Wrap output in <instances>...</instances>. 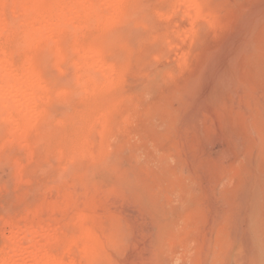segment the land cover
Wrapping results in <instances>:
<instances>
[{
  "label": "rangeland",
  "instance_id": "obj_1",
  "mask_svg": "<svg viewBox=\"0 0 264 264\" xmlns=\"http://www.w3.org/2000/svg\"><path fill=\"white\" fill-rule=\"evenodd\" d=\"M133 1L100 33L99 59L120 70L121 82L85 94L78 55L69 53L83 40L71 31L54 46L69 62L45 49L39 56L50 91L28 143L6 140L0 121V248L4 223L39 206L47 208L41 220L51 217L49 205L69 206L51 235L75 233V212L91 206L104 239L99 264H264V0H199L204 15L193 31L184 8L174 12L177 0ZM5 9L0 22L10 31L0 52L17 65L26 28L16 8ZM100 107L111 108L103 149L97 143L95 157L73 162L59 156Z\"/></svg>",
  "mask_w": 264,
  "mask_h": 264
},
{
  "label": "bare ground",
  "instance_id": "obj_2",
  "mask_svg": "<svg viewBox=\"0 0 264 264\" xmlns=\"http://www.w3.org/2000/svg\"><path fill=\"white\" fill-rule=\"evenodd\" d=\"M129 1L132 3L134 2L133 0H0V18L1 14L3 15V9L6 10V7L13 6V8H16L19 11L18 15L21 14L20 19H23V25L25 26L23 27L26 28L25 32L24 30L21 31L24 32L22 36L24 38L23 41L21 37H19V39L22 41V44L25 43L26 45V47L22 49L23 57L21 63L13 65L8 52H0V121L6 127V140L15 143L19 142V144H21L20 141L23 143H28L27 140L32 134L34 127L41 120L42 115L38 106L40 103L46 101L47 94L50 91L38 67L39 56L43 52L42 50L45 49L49 52H52L57 63L69 62L71 59L68 60L65 58L66 53L61 52V50L58 48H54L55 43L58 40L67 39V33L71 31L75 32L81 35L83 40L79 44H71L69 47V53L78 55L77 59L73 60L77 67L76 83L80 87L84 88L83 90L86 92V95L87 93H90L95 96H101L103 91L111 88L121 78L122 74L120 70L117 69V67L112 68L103 65L99 59L101 52L102 50H105L106 45V38H104L100 33L102 32L103 35H106L105 32L103 33L104 30H108V28L115 22L119 20L121 21V18L125 16L127 7L128 9H131L128 6ZM137 1L135 0V2ZM200 1L177 0L175 2L176 4H174V12L175 10H181L184 8L185 17L189 20L188 22L191 25L192 31L194 22L204 15L202 9L203 4L201 6ZM18 17L15 16V18ZM15 18L13 19L14 21L16 20ZM152 18L153 17H151V19L149 18V20L152 21ZM16 24L18 23L16 22ZM12 25L13 24H11V26ZM18 25L16 26L17 28ZM12 27H14V25ZM12 27L11 30H13ZM6 29H8L6 25L3 26V24L0 22V37L3 35ZM93 29L97 30L99 34L89 40L86 38V33ZM190 29L188 31L189 33L191 32ZM15 33L17 32L15 31ZM166 42L169 43V41ZM146 52L148 53V51ZM69 68H71V66ZM120 69L122 68L120 67ZM74 71H76V69ZM121 80L122 79H120V82ZM82 88L80 90H82ZM112 90L114 89L112 88ZM108 91H110V89ZM78 92L81 93V91ZM58 95L61 96L62 93H59ZM83 96L84 95H82V99ZM110 109L111 108L109 107H100L98 110L99 112L93 115L89 120L86 131L83 133L81 132V134H78L75 139L70 140L71 142L67 148H61V150L59 149L58 155H68L67 161L70 159L72 162L82 158L95 157L94 154L97 152L95 151L97 143L99 147V153L103 149L104 138L111 129L107 121V118L111 113ZM88 113L90 114V112ZM74 133L76 134V132ZM98 137L100 140H97ZM107 149L109 150V148ZM65 168L63 169L65 170ZM67 169L70 171V168L67 167ZM63 197L62 198L65 201L64 205L66 206L71 200V195L70 193H65ZM88 197L89 196H87V198ZM258 202L259 201H257V203ZM67 207L69 206L67 205L66 208ZM48 208L51 213V217L47 220H41L42 214L47 209L43 205L36 208L34 212L32 211L33 213L30 212L32 214L28 213L27 217H25L22 222L18 223V221L10 220L4 223L5 227H7L8 233L4 235L3 245L0 248V264H99L100 261H98L97 253L98 249L102 246L104 239L99 234L97 227H95V213L93 212V207L89 206L78 208V210L75 212L74 223L72 224L75 226V233L69 234L67 231H62V229L57 232L58 229L55 227L57 231L54 230L55 233L52 235L50 234L51 232L49 231L48 233L47 230H50L54 223L56 224L58 222V217L66 214L67 210L66 208H62L58 205H49ZM30 216L33 218V221L37 217H39L40 221L34 223L33 221L29 220ZM252 216V218H254V215ZM258 216L260 215L258 214L257 217ZM45 232L48 234H44ZM36 238L39 239V241H36ZM252 256L255 255L253 254Z\"/></svg>",
  "mask_w": 264,
  "mask_h": 264
}]
</instances>
